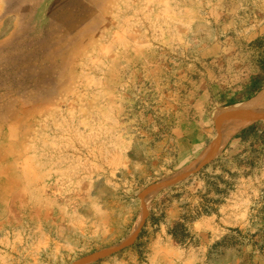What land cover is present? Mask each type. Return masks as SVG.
<instances>
[{
    "label": "rangeland",
    "instance_id": "obj_1",
    "mask_svg": "<svg viewBox=\"0 0 264 264\" xmlns=\"http://www.w3.org/2000/svg\"><path fill=\"white\" fill-rule=\"evenodd\" d=\"M262 55L264 0H0V264H264V123L191 168Z\"/></svg>",
    "mask_w": 264,
    "mask_h": 264
},
{
    "label": "bare ground",
    "instance_id": "obj_2",
    "mask_svg": "<svg viewBox=\"0 0 264 264\" xmlns=\"http://www.w3.org/2000/svg\"><path fill=\"white\" fill-rule=\"evenodd\" d=\"M212 117L216 119V129L220 132V136L208 145V149L201 153L191 168H194L199 164L201 165V163L207 162L216 157L222 151L228 140L244 127L248 126L251 122L259 120L264 123V90L259 92L255 97L244 104L217 110L213 113ZM166 183L167 181H164L152 190L146 192L143 196V200L140 202V214L133 233H135L138 227L141 226L140 224L142 223L147 211L151 193Z\"/></svg>",
    "mask_w": 264,
    "mask_h": 264
},
{
    "label": "trees",
    "instance_id": "obj_3",
    "mask_svg": "<svg viewBox=\"0 0 264 264\" xmlns=\"http://www.w3.org/2000/svg\"><path fill=\"white\" fill-rule=\"evenodd\" d=\"M256 77L254 81V89L249 95H256L258 92L264 89V55L256 60L255 63ZM255 126H249L242 129L233 139H239L241 141H246L250 137L251 133L254 131Z\"/></svg>",
    "mask_w": 264,
    "mask_h": 264
},
{
    "label": "water",
    "instance_id": "obj_4",
    "mask_svg": "<svg viewBox=\"0 0 264 264\" xmlns=\"http://www.w3.org/2000/svg\"><path fill=\"white\" fill-rule=\"evenodd\" d=\"M245 128H246V127H245ZM236 134H237V133H236ZM236 134H235V135H236ZM235 135H233V136H235ZM233 136H232V138H233ZM232 138H231V139H232ZM175 180H176V179H175ZM175 180H174V181H175ZM174 181H173V182H174ZM170 184H171V183H170Z\"/></svg>",
    "mask_w": 264,
    "mask_h": 264
}]
</instances>
